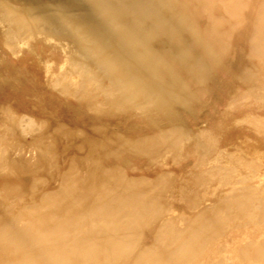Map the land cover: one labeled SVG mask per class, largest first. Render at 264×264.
Here are the masks:
<instances>
[{
  "label": "rangeland",
  "instance_id": "obj_1",
  "mask_svg": "<svg viewBox=\"0 0 264 264\" xmlns=\"http://www.w3.org/2000/svg\"><path fill=\"white\" fill-rule=\"evenodd\" d=\"M80 1L0 0V264H264V0Z\"/></svg>",
  "mask_w": 264,
  "mask_h": 264
},
{
  "label": "bare ground",
  "instance_id": "obj_2",
  "mask_svg": "<svg viewBox=\"0 0 264 264\" xmlns=\"http://www.w3.org/2000/svg\"><path fill=\"white\" fill-rule=\"evenodd\" d=\"M75 1V0H74ZM78 1H80V0H78ZM80 2H82V1H80ZM79 2V3H80ZM86 4V3H85ZM93 4V3H92ZM133 4V3H132ZM59 5V4H58ZM97 5V4H96ZM65 6V5H64ZM53 7V6H52ZM55 7V6H54ZM77 7V6H76ZM92 7V6H91ZM131 7V6H130ZM134 7V6H133ZM72 8V7H71ZM135 8V7H134ZM69 9V8H68ZM77 9H79L80 10V8H77ZM82 10V9H81ZM74 14V13H73ZM3 15V14H2ZM70 15V14H69ZM86 16H88V15H86ZM83 17V16H82ZM88 17H90V16H88ZM87 17V18H88ZM57 20V19H56ZM86 20V19H85ZM59 21V20H58ZM102 21V20H101ZM60 22V21H59ZM74 22V21H73ZM96 23V22H95ZM102 23V22H101ZM105 23V22H104ZM107 73V72H106Z\"/></svg>",
  "mask_w": 264,
  "mask_h": 264
}]
</instances>
